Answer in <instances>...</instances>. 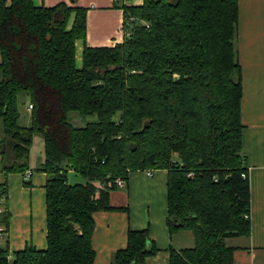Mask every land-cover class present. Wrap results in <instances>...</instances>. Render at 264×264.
<instances>
[{"label": "trees", "instance_id": "trees-1", "mask_svg": "<svg viewBox=\"0 0 264 264\" xmlns=\"http://www.w3.org/2000/svg\"><path fill=\"white\" fill-rule=\"evenodd\" d=\"M114 6L124 13L122 42L89 46L85 7L0 0V171L30 170L38 134L36 169L46 174V248L28 244L9 260L0 246V264H94L93 214L125 209L109 203L115 179L158 169L167 170L169 233L194 238L170 248L168 264H233L226 239L250 231L238 0ZM20 92L32 106L28 125L19 124ZM71 111L96 120L75 126ZM69 171L84 181L71 183ZM6 194L0 181V200ZM7 219L0 214V224ZM156 253L147 228L129 229L112 264H145Z\"/></svg>", "mask_w": 264, "mask_h": 264}, {"label": "crops", "instance_id": "crops-1", "mask_svg": "<svg viewBox=\"0 0 264 264\" xmlns=\"http://www.w3.org/2000/svg\"><path fill=\"white\" fill-rule=\"evenodd\" d=\"M32 1L46 7L59 2L85 7L89 46H114L124 38V13L122 8L114 6L116 0ZM117 3L125 4L123 0ZM127 4L139 6L142 0H129ZM238 11L236 47L242 69V149L250 189V231L248 235L228 237L226 243L234 248L233 264H264V0H238ZM81 50L82 42L76 41L78 60ZM30 170L27 183L20 173L4 175L0 171V181L7 183L6 197L0 200V214L4 212L8 217L7 223L0 224V246L8 249L9 260L13 251L28 244L46 248V174ZM149 171L150 174L146 170L132 172L123 186L110 191L109 203L124 210H101L93 214L94 264H112L114 253L126 246L129 229H148L149 240L157 253L145 264H168L170 248L193 246L192 232L169 233L167 229V170Z\"/></svg>", "mask_w": 264, "mask_h": 264}, {"label": "rangeland", "instance_id": "rangeland-1", "mask_svg": "<svg viewBox=\"0 0 264 264\" xmlns=\"http://www.w3.org/2000/svg\"><path fill=\"white\" fill-rule=\"evenodd\" d=\"M125 2L126 6H131L127 4L129 0H123ZM78 60V59H77ZM79 64V60H78ZM29 104V96L25 92H20L18 94L17 98V106H18V112H19V124L20 125H28L29 124V109L27 108ZM69 120L75 125V126H83L87 122H91L96 120L95 114H89V115H80L76 111H71L68 114ZM2 129L0 128V137H2ZM43 138L35 134L32 141V146L30 148V155H29V166L32 168L33 173L38 171L36 167L39 165V163L43 160ZM68 180L71 183L75 182H83L84 178L79 175L71 172L68 173Z\"/></svg>", "mask_w": 264, "mask_h": 264}, {"label": "built area", "instance_id": "built-area-1", "mask_svg": "<svg viewBox=\"0 0 264 264\" xmlns=\"http://www.w3.org/2000/svg\"><path fill=\"white\" fill-rule=\"evenodd\" d=\"M131 19H133V18L131 17ZM31 107H32V106L29 104L27 108L30 110ZM31 173H32V172H31L29 169L26 170L25 173H24V175L22 176L23 180H24V181H27V180L30 178ZM146 173H147V174H150V171H149V170H146ZM242 176H243V177H246L245 174H242ZM124 182H125V180H123V179H121V178H116V179H115V183H116L117 187H121V186H123ZM0 212H1V210H0ZM1 235H2V228H0V236H1Z\"/></svg>", "mask_w": 264, "mask_h": 264}]
</instances>
